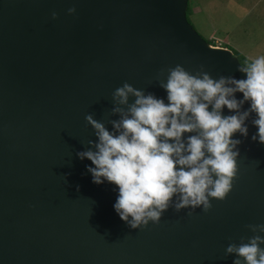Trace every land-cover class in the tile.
<instances>
[{"label":"water","instance_id":"water-1","mask_svg":"<svg viewBox=\"0 0 264 264\" xmlns=\"http://www.w3.org/2000/svg\"><path fill=\"white\" fill-rule=\"evenodd\" d=\"M188 6L0 0V264H233L229 244L264 235L248 227L264 224V144L251 139L255 113L245 121L248 136H233L240 155L226 198H210L207 212L170 205L159 223L142 228L120 219L116 186L93 183L91 161L77 156L97 139L87 115L111 131L120 119L113 108L127 109L113 100L125 82L167 103L161 84L177 64L214 80L245 77L232 50L215 48L194 29ZM223 114L233 113L225 107Z\"/></svg>","mask_w":264,"mask_h":264},{"label":"clouds","instance_id":"clouds-1","mask_svg":"<svg viewBox=\"0 0 264 264\" xmlns=\"http://www.w3.org/2000/svg\"><path fill=\"white\" fill-rule=\"evenodd\" d=\"M75 11L68 9L69 14ZM52 16L55 19L56 13ZM238 71L245 77L214 80L208 73L192 75L177 64L161 84L167 103L125 82L114 91L113 100L127 109L113 108L120 119L111 121V131L91 115L85 117L97 139L77 156L91 161L87 171L93 183L116 186L113 208L131 228L159 223L170 205L177 212L198 207L207 212L210 198L224 200L233 187L240 155L241 141L233 136H248L245 121L251 113L256 114L252 124L257 127L251 139L264 144V56L245 62ZM130 95L135 97L131 104ZM245 102L250 106L241 111ZM225 107L233 114L224 115ZM248 227L264 233V224ZM262 244L264 235L256 234L247 242L229 244L226 254H234L233 264H264Z\"/></svg>","mask_w":264,"mask_h":264},{"label":"rangeland","instance_id":"rangeland-1","mask_svg":"<svg viewBox=\"0 0 264 264\" xmlns=\"http://www.w3.org/2000/svg\"><path fill=\"white\" fill-rule=\"evenodd\" d=\"M190 22L209 43L264 56V0H190Z\"/></svg>","mask_w":264,"mask_h":264},{"label":"trees","instance_id":"trees-1","mask_svg":"<svg viewBox=\"0 0 264 264\" xmlns=\"http://www.w3.org/2000/svg\"><path fill=\"white\" fill-rule=\"evenodd\" d=\"M189 3H190V0H189ZM187 16H188V20H189V22H190V19H189V18H190V6H188ZM190 23H191V22H190ZM213 44H215V42H214ZM227 48L231 49V48L228 47V46H227ZM231 50L234 52L235 56L240 60V62H241L242 65H244L245 62L250 61L249 58H247L246 56H244V55L241 54L240 52H238V51H236V50H234V49H231Z\"/></svg>","mask_w":264,"mask_h":264}]
</instances>
